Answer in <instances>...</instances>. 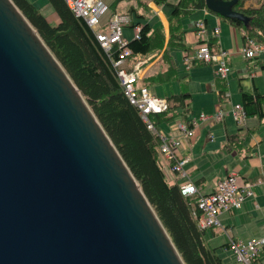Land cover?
<instances>
[{
	"label": "water",
	"instance_id": "1",
	"mask_svg": "<svg viewBox=\"0 0 264 264\" xmlns=\"http://www.w3.org/2000/svg\"><path fill=\"white\" fill-rule=\"evenodd\" d=\"M243 19L237 0H205ZM0 264H186L81 90L0 0Z\"/></svg>",
	"mask_w": 264,
	"mask_h": 264
},
{
	"label": "crops",
	"instance_id": "2",
	"mask_svg": "<svg viewBox=\"0 0 264 264\" xmlns=\"http://www.w3.org/2000/svg\"><path fill=\"white\" fill-rule=\"evenodd\" d=\"M102 1L112 7V11L105 15L104 22L114 12L128 11L132 16V22L128 25L132 29L136 24H149L151 30L161 27L164 32L161 49L137 54L140 59L139 66L135 64L140 76L138 80L144 76L150 77V90L161 97L189 93L187 100L190 110L187 115L188 119L197 122L196 133L192 138L180 135L181 144L175 148L179 156L187 159L184 174L173 172L169 160L161 156L169 165L170 171L166 172L169 178L179 183L193 182L206 193L211 192L216 181L229 172H237L243 180L252 181L254 194L245 199L242 207L223 212L222 226L210 229L214 234L223 233L224 243L230 237L248 239L264 236V117L246 114L242 123H238L232 114L225 115L221 121L202 120L201 113L212 114L221 106L218 103V88L224 84L216 78L214 63L199 62L188 69L183 62L184 53H193L200 41L195 22L199 19L205 21L206 41L213 39V27L218 24L220 31L215 39L219 46L228 50L227 59L231 66V72L225 78L228 96L221 107L230 108L235 103H244L243 93H254L257 90L264 95V46L252 58L243 56L244 29L208 7L189 9L176 20L169 4H158L153 0ZM178 1L168 0L170 4ZM263 1L244 0L242 7L258 8ZM48 3L51 6L49 0ZM45 16L52 24L60 22V16L52 6ZM172 22L175 27L173 35ZM155 87L161 91L156 93L153 89ZM172 102L176 108L179 106L178 101ZM197 108L201 110L198 114ZM174 127L166 133L175 130ZM229 136H235L233 145L229 144ZM221 249L228 255L230 250L227 247ZM261 255L264 257V248L260 251L259 259L264 263Z\"/></svg>",
	"mask_w": 264,
	"mask_h": 264
},
{
	"label": "trees",
	"instance_id": "3",
	"mask_svg": "<svg viewBox=\"0 0 264 264\" xmlns=\"http://www.w3.org/2000/svg\"><path fill=\"white\" fill-rule=\"evenodd\" d=\"M158 4L172 6V15L178 19L182 13L192 8L205 7V0H179L170 4L168 0H153ZM244 0H237L234 9L247 16L243 19L228 18L233 24L244 29V38L252 37L264 45V1L258 8H243ZM24 15L30 20L38 33L66 69L72 80L81 90L91 109L108 133L118 151L139 181L148 200L164 224L186 264H239L236 260L225 262L218 254L219 248L228 246V242L211 246L205 239L206 229L198 226L201 215L198 207L199 193L183 195L181 183L171 180L166 173L160 151L161 139L158 131L161 123L175 117L189 121L188 92L166 97L168 107L162 112L148 115L156 131L148 127L141 111L126 95L117 76L113 61L120 57L121 48L115 44L107 52L98 41L94 30L83 17L77 16L65 0H49L60 16V22H49L41 8L30 0H14ZM131 14V12H129ZM175 27L172 22L171 33ZM208 40L213 50L219 48L218 42ZM164 32L161 27L151 30L149 24L141 25L139 38L128 41L132 53L126 56V64L132 68L139 62L138 55L161 49ZM189 52V51H188ZM138 54V55H137ZM204 62L195 60V63ZM218 78L222 87L218 88V100L222 106L227 100L228 90L225 78ZM150 77L138 80L137 85L148 86ZM246 114H258L264 117V95L257 90L243 93ZM178 101L176 108L172 102ZM235 136H229L233 145ZM170 167L172 163H170ZM195 184V183H194ZM196 185V184H195ZM197 186V185H196ZM198 187V186H197ZM199 189V187H198ZM200 190V189H199ZM201 191V190H200ZM260 257L258 256V259ZM264 264V263H262Z\"/></svg>",
	"mask_w": 264,
	"mask_h": 264
},
{
	"label": "built area",
	"instance_id": "4",
	"mask_svg": "<svg viewBox=\"0 0 264 264\" xmlns=\"http://www.w3.org/2000/svg\"><path fill=\"white\" fill-rule=\"evenodd\" d=\"M65 2L94 30L105 51L109 52L115 44L122 49L120 57L113 61L119 81L130 101L141 111L142 118L147 122L148 127L156 131L148 115L164 111L168 107V101L167 98L154 94L148 86L137 85L140 77L139 72L136 71L135 66L130 68L126 64V56L132 53V49L128 46L129 40L123 36V28L132 22L131 14L128 11H117L112 13L106 22L101 23V17L107 9V5L102 0H65ZM195 27L200 41L193 53L188 51L184 53L183 61L186 68L193 65L195 60H202L214 63L216 76L226 78L231 72V66L227 59L228 50L221 46L216 50L210 47L204 38L206 32L204 20H197ZM140 30L141 26L136 24L134 37L139 38ZM219 31L220 26L217 24L213 27V37H217ZM263 46L256 39L247 37L242 47V54L247 58H252L261 51ZM227 114H232L238 123H242L246 111L242 103H235L230 108L220 106L212 114L201 113L200 118L221 121ZM196 123L194 119L189 121L178 119L174 124L175 130L170 133H166L162 129L158 131L161 139V154L172 163L170 168L175 173L184 174V165L187 161L175 151V148L181 144L180 135L192 138L196 133ZM180 190L183 195L199 193L198 207L201 210V215L197 218V223L201 229H206L222 226L221 214L223 212L242 207L245 199L254 194V183L243 180L237 172H229L216 181L211 192L200 191L193 182L181 183ZM228 246L229 250L235 254V259L239 264H262L258 256L260 257V251L264 248V236L248 239L230 237Z\"/></svg>",
	"mask_w": 264,
	"mask_h": 264
},
{
	"label": "rangeland",
	"instance_id": "5",
	"mask_svg": "<svg viewBox=\"0 0 264 264\" xmlns=\"http://www.w3.org/2000/svg\"><path fill=\"white\" fill-rule=\"evenodd\" d=\"M30 1H32L33 3H35L36 5H38V6H40L41 7V9H42V11L46 14L49 10H50V8H51V6L49 5V3H48V0H30ZM106 5H107V9H106V11H105V14H103V16L101 17V23H103L104 21H105V15H107L109 12H111L112 11V7L107 3V2H104ZM123 36L125 37V38H127L128 40L129 39H131V38H133L134 37V29H132V27L131 26H129V25H126V26H124V28H123ZM133 36V37H132ZM180 56H179V62H180ZM184 62V61H183ZM184 65H185V63H184ZM191 66H193V65H191ZM190 66V67H191ZM186 67V66H185ZM189 67V68H190ZM188 68V69H189ZM186 69V68H185ZM154 90H155V92L156 93H159L160 91H161V89H156V87L155 88H153ZM195 109H196V107H195ZM197 114L201 111L200 109H198L197 108ZM194 114V113H193ZM177 120H178V118L177 117H175L174 119H172V120H169V121H164V122H162L161 123V125H162V130L164 131V132H169L170 131V129L174 126V124L177 122ZM163 157V156H162ZM162 159V161H163V164H164V168H165V170H166V172L167 173H169V171H170V168H169V165H168V163L163 159V158H161ZM205 239H206V241L211 245V246H219V245H221L222 243H224L225 242V237L223 236V233H221V232H218L217 234H214L213 233V231H211V229L210 228H207L206 229V231H205ZM218 254L223 258V260L225 261V262H233L234 260H236L235 259V254L230 250V251H228L229 253H228V255L227 254H225V253H223V251H222V249L221 248H219L218 249ZM261 259L262 260H264V257L261 255Z\"/></svg>",
	"mask_w": 264,
	"mask_h": 264
}]
</instances>
